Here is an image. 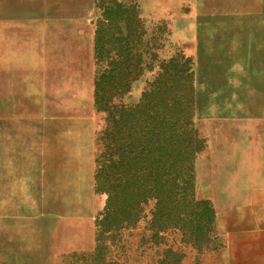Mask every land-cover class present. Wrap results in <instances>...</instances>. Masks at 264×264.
<instances>
[{
  "label": "rangeland",
  "instance_id": "374dc122",
  "mask_svg": "<svg viewBox=\"0 0 264 264\" xmlns=\"http://www.w3.org/2000/svg\"><path fill=\"white\" fill-rule=\"evenodd\" d=\"M116 1L144 19L137 51L152 71L141 64L115 103L134 106L158 63L174 55L193 72V121L204 141L194 195L208 202L212 221L207 245L182 249V264H264V0ZM94 4L0 0V264H91L97 252L103 264L161 258L159 248L144 258L107 241L96 249L104 239L97 219L105 198L94 176L105 115L93 104L101 70ZM237 146L244 158L233 161ZM128 239L122 233L120 244ZM167 242L184 247L178 236Z\"/></svg>",
  "mask_w": 264,
  "mask_h": 264
},
{
  "label": "trees",
  "instance_id": "16d2710c",
  "mask_svg": "<svg viewBox=\"0 0 264 264\" xmlns=\"http://www.w3.org/2000/svg\"><path fill=\"white\" fill-rule=\"evenodd\" d=\"M94 5L100 11L94 56L101 70L94 78L93 104L105 115L94 176L95 192L105 198L97 219L99 236L104 239L96 249L100 252L107 241L108 249L144 258L159 248L157 264H182V249L201 252L207 245L212 221L208 202L194 195V160L204 141L193 121L189 59L177 54L159 62L153 80L134 106L115 103L146 63L137 51L141 25L132 8L116 0H95ZM144 68L151 72L152 63ZM144 207L148 211L142 214ZM122 233L129 237L124 245L120 244ZM176 236L184 247L174 251L167 240ZM103 261L97 252L90 262Z\"/></svg>",
  "mask_w": 264,
  "mask_h": 264
},
{
  "label": "crops",
  "instance_id": "0c3cea01",
  "mask_svg": "<svg viewBox=\"0 0 264 264\" xmlns=\"http://www.w3.org/2000/svg\"><path fill=\"white\" fill-rule=\"evenodd\" d=\"M236 149L237 150H235V152L233 153V155H232V159H233V161H234V159H237L238 157H241V158H244V157H242V154H243V152L242 151H240V152H238V146L236 147ZM260 150V149H259ZM239 154H238V153ZM261 154V152L260 151H249L248 152V155H247V153H245V155H246V158H248V159H250V158H252V155L254 156V157H257V156H259Z\"/></svg>",
  "mask_w": 264,
  "mask_h": 264
},
{
  "label": "water",
  "instance_id": "95a60500",
  "mask_svg": "<svg viewBox=\"0 0 264 264\" xmlns=\"http://www.w3.org/2000/svg\"><path fill=\"white\" fill-rule=\"evenodd\" d=\"M143 20L138 18V21L140 22L141 25L143 24ZM190 128L193 129V126L192 127L190 126Z\"/></svg>",
  "mask_w": 264,
  "mask_h": 264
}]
</instances>
